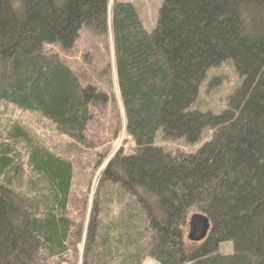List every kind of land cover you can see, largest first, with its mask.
<instances>
[{
	"label": "trees",
	"instance_id": "obj_1",
	"mask_svg": "<svg viewBox=\"0 0 264 264\" xmlns=\"http://www.w3.org/2000/svg\"><path fill=\"white\" fill-rule=\"evenodd\" d=\"M83 27L120 106L98 143L94 110L115 94L43 49L71 53ZM224 62L240 82L226 109L190 110ZM205 129L195 153L154 146ZM193 214L210 222L200 243L184 239ZM147 261L264 264V0H163L151 32L119 0H0V264Z\"/></svg>",
	"mask_w": 264,
	"mask_h": 264
},
{
	"label": "rangeland",
	"instance_id": "obj_2",
	"mask_svg": "<svg viewBox=\"0 0 264 264\" xmlns=\"http://www.w3.org/2000/svg\"><path fill=\"white\" fill-rule=\"evenodd\" d=\"M122 2H127L136 8L144 28L147 32H151L156 24L158 11L161 7L163 0H119ZM102 36L94 32L90 28L83 27L80 34V39L75 47V49L66 54L62 52L57 44L45 45L43 49L48 52H56L65 59V61L73 67L78 73H80V81L83 86L91 85L96 88L99 93L110 95V93L115 94V101L112 99L105 101L104 103L96 105L94 110L96 116L94 123L90 126V130L93 132L94 142L98 143L99 140H105L109 136V131L111 130L117 109L120 108L119 102L116 96L115 88V75L111 68V72H108L106 67L105 53L100 49L98 58L92 59L91 53H95V45L102 41ZM100 45V44H99ZM98 48V47H97ZM88 54H87V53ZM87 55H86V54ZM66 54V55H65ZM82 54H85L82 56ZM94 55V54H93ZM97 57V55H95ZM85 61H87L85 63ZM229 63L224 62L220 66L211 69L207 72L206 77L199 87V95L190 108V110H196L201 113L211 112L212 114L218 115L222 113L227 107L228 98L234 93V91L239 87L240 82H236V77L227 70L230 66ZM105 71L106 75L102 76L101 71ZM111 82V83H110ZM96 111V113H95ZM19 113V112H18ZM15 112V115H18ZM211 130L205 129L199 139L194 143H185L183 141L166 143L159 140L157 137L154 146L160 147L165 151H169L175 148H183L191 153H195L202 145L210 141ZM123 139H120L118 143L114 146L116 148L122 145ZM126 151H130L132 148V143L125 144L123 146ZM190 218V217H189ZM189 220V219H188ZM187 229L185 231L184 239L187 241ZM219 252L221 254H229L232 252V246L230 243H225L220 247ZM145 264H154L153 262L147 261Z\"/></svg>",
	"mask_w": 264,
	"mask_h": 264
},
{
	"label": "water",
	"instance_id": "obj_3",
	"mask_svg": "<svg viewBox=\"0 0 264 264\" xmlns=\"http://www.w3.org/2000/svg\"><path fill=\"white\" fill-rule=\"evenodd\" d=\"M187 226L186 238L190 243H200L205 239L210 230V222L208 218L201 214L191 215Z\"/></svg>",
	"mask_w": 264,
	"mask_h": 264
}]
</instances>
